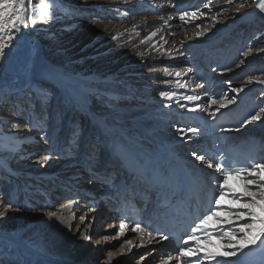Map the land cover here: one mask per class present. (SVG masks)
Segmentation results:
<instances>
[{
	"label": "bare ground",
	"instance_id": "bare-ground-1",
	"mask_svg": "<svg viewBox=\"0 0 264 264\" xmlns=\"http://www.w3.org/2000/svg\"><path fill=\"white\" fill-rule=\"evenodd\" d=\"M61 1L69 5L65 7L66 15L56 13L54 18H47L43 23L37 17V25L22 30L13 42L14 46L5 49L6 57L0 58V184L6 183L0 185V199L11 201L13 205L8 214L0 218V264H151L157 261L167 264V257L178 251L168 237L155 235L151 228L144 233L135 232L132 231L135 225L126 223L125 234L119 235L122 221L118 222L112 211L122 202L133 204L137 209L144 206L140 213L133 215L145 222L151 206L145 207L144 203L149 202L151 192L144 176L136 171H124L125 161L113 153L116 150L114 142L109 141L107 135L115 133L116 138L141 147L160 163L174 162L196 183L204 199L211 195L207 178L213 181L216 174L214 169H207L195 160L194 151L211 157L215 163L214 157L220 149L234 145L256 157L262 155L261 162H264V142L258 141L264 136V114L261 120L243 125L244 120L264 109V84L256 82V79L264 80V74L254 77L251 84L244 81L243 91L234 93L227 82H231V87L235 86L248 67L242 64L236 71L226 68L228 56L234 55L239 48L237 40L240 37L229 45L227 39L239 26L247 25L252 19L264 24V12L258 7L264 0H211V11L204 7L208 0H178L172 8L168 3L155 4L156 0ZM240 3L245 6L237 12ZM92 8L95 10L90 13ZM121 9L130 17L142 16L140 19L127 18L125 27H134L131 33L107 32L103 24L98 26L97 17H104L107 12L121 13ZM197 9L198 19L179 20L178 12ZM200 12L206 15L200 16ZM72 16H79L81 20L72 24L66 20ZM155 22H160V27L154 26ZM256 28L259 32L250 30V34L254 35V45H262L245 62H256L254 69H248L260 73L264 71V57L256 59L264 56V28ZM111 30L115 31L114 28ZM201 31L204 34L197 36ZM132 37L137 38L136 44ZM241 40L243 43L245 37ZM224 45H228V52L222 57ZM245 46L251 47L253 43L246 41ZM41 53L46 62L36 73V62ZM154 65L158 66L153 68ZM147 67L149 71H145ZM177 72L181 73L180 77L176 76ZM195 73L201 76L196 78ZM125 79L131 81L128 88L121 85ZM197 84L201 87L197 88ZM259 90L263 95L251 100ZM160 91L173 93L174 100L161 98ZM193 94L200 95L201 99L191 103L184 99L185 95ZM94 96L104 99L107 113L89 110L90 99ZM212 96L218 99L234 96L236 99L215 116L199 109L188 111L180 107V104H187L189 108L195 104L206 106ZM9 97L14 102H9ZM47 100L50 109L41 119L51 128L44 134L40 119L35 121L32 113L28 120L20 116L23 105L28 103L33 112L41 109ZM216 107L212 106L210 111H215ZM71 110L78 114L86 112L87 125L99 132L96 145L89 138L77 142L79 152L75 156L80 157L77 160L68 158L73 144L72 135H68L72 134L69 131L71 123L73 126V118L70 123L68 121ZM61 111L66 113L64 129L53 149L50 145L52 127L57 124V113ZM164 118H175L182 126L184 123L182 128L200 131L183 136L178 134L175 141H170L166 137L169 125L163 123ZM97 148L101 151L98 173L114 175L116 182L112 187L94 182L91 189L86 185V188L82 187L83 192H77L76 186L59 182L62 178L65 181L72 179L70 182L75 184L94 178L102 180L87 167L86 161ZM45 155L49 156L48 160L42 159ZM126 155L129 158L127 151ZM229 184L243 191L242 182L235 177L229 178ZM100 188H107V191ZM17 193L19 201L14 204ZM29 200L33 203L26 202ZM222 203L238 208L227 197ZM3 210L0 205V211ZM49 212H55L56 216L50 218ZM91 214H94L92 221L85 227ZM81 216L85 217L84 221L80 220ZM221 217L226 219L227 214L222 213ZM205 227H217V222L210 221ZM148 231L154 237L151 243ZM85 235L91 238L85 240ZM129 239L133 241L131 246L125 243ZM254 250L246 249V255H241L240 261ZM109 252L116 255L109 259ZM139 255L141 260H137Z\"/></svg>",
	"mask_w": 264,
	"mask_h": 264
},
{
	"label": "snow or ice",
	"instance_id": "snow-or-ice-1",
	"mask_svg": "<svg viewBox=\"0 0 264 264\" xmlns=\"http://www.w3.org/2000/svg\"><path fill=\"white\" fill-rule=\"evenodd\" d=\"M57 0H40L38 4L35 0H0V58L6 57L5 49L14 46V40L18 39V34L22 30L35 27L38 23H43L45 18H54L53 9ZM211 0L204 4V7L211 11ZM245 5L240 3L237 12ZM261 12H264V2L258 5ZM197 10L183 11L179 15L181 22H191L198 19ZM206 13L200 12V16ZM103 19V17H97ZM167 23V22H165ZM199 27V25H196ZM203 31L198 32L197 36H202ZM156 35L155 33L152 34ZM115 39V37H113ZM264 51V50H262ZM244 61L242 60L241 63ZM239 66V65H237ZM177 77L181 76L180 72L176 73ZM252 77L248 83L253 82ZM259 84H264V80L256 79ZM231 88V82H227ZM197 88L201 85L197 84ZM234 93L243 91V88H231ZM161 98L166 100H174V94L169 91H160ZM184 99L188 102H196L201 99L200 95H185ZM236 97L226 98L224 96L219 99L215 96L210 97L206 106L195 104V107L189 108L187 104H180V107L188 111L208 112L210 116H215L221 109L233 103ZM217 106L215 111H210L212 106ZM170 107V104H165ZM264 114V109L251 115L243 121V125H247L253 121H259ZM178 134L181 136L189 132L198 133L200 130L196 128H178ZM195 160L207 169H214L216 174L211 188V195L207 201L206 207L200 216L193 218L190 225V231H186L185 235L180 238L181 243L178 251L174 256L167 257V264H241L240 256L246 255L245 250L259 247L264 252V162H253L247 166H233L224 160H217L213 163V159L205 154L192 153ZM43 160H48L49 156L45 155ZM235 177L242 182L243 191H238L229 184V178ZM225 197L234 201L238 208L226 206L222 202ZM71 204V201H69ZM0 205H3V211H0V218H4L9 210L13 207L11 201L0 199ZM68 205H62L67 207ZM221 213H226L227 218L222 219ZM48 216L55 217V212H49ZM81 221L85 220L84 216L80 217ZM215 220L217 227L207 228L206 225L210 221ZM148 226L141 227L140 223H136L132 231L144 233ZM127 229V225L122 221L119 225V235L123 236ZM150 237L149 243L154 238L152 232L148 231ZM91 237L85 235L84 239L89 240ZM167 239V236L163 237ZM143 239V237H142ZM215 241V243H214ZM129 246L133 244L132 240H126ZM251 246V247H250ZM123 247H121V252ZM116 253L109 252L108 257L111 259ZM236 258V259H232ZM143 259V258H142Z\"/></svg>",
	"mask_w": 264,
	"mask_h": 264
},
{
	"label": "rangeland",
	"instance_id": "rangeland-1",
	"mask_svg": "<svg viewBox=\"0 0 264 264\" xmlns=\"http://www.w3.org/2000/svg\"><path fill=\"white\" fill-rule=\"evenodd\" d=\"M89 1H91L92 3H94L96 0H87V1L86 0H73L71 2H77V3L83 2V3H85V2H89ZM118 1L119 0H117V2ZM39 2H40V0H35V3L36 4H38ZM120 3H123V2H120ZM154 3L155 4H157V3H159V4L168 3V4H170V6L172 8L175 5H177L178 0H164V1H161V2H159V0H156V1H154ZM66 5L69 6L68 4L63 3V1H61V0H57V3H56V5H55V7L53 9L54 16H56V13L66 15L67 14V8H65ZM105 8L108 9V10H115L116 9V8H113V7L112 8L111 7L110 8L109 7H105ZM89 10H90V13H92L93 10H95V8H92V9H89ZM121 11H123V12H121V13H118V12H114V13L113 12H107V13H105V16L103 17V19H97L96 20L97 22H99L98 26L101 27V25L103 24L102 27L104 29L108 30L107 32H116V33H118V32H122V33L123 32H127V33H131V31H132V29H134V27H130V28H129V26L128 27H125V26H127V20H128L127 18L130 17L129 16L130 14L128 12H126L124 9H121ZM183 11L178 12V14H180ZM82 12L84 13L85 11H82ZM88 14L89 13L87 12L86 15H88ZM108 14L112 15L113 17H108L107 16ZM167 15H169V14H167ZM87 17L92 18L91 16H87ZM135 17H139V19H140L142 16L135 14V15H133L130 18H135ZM45 19H47V17ZM66 20L69 21L72 24H76L78 21L81 20V18H79V16H72V18H66ZM201 23H203V22H201ZM159 24H161V23L160 22H155L153 25L156 26V27L157 26L160 27ZM262 24H263L262 22L257 21L256 19H252L251 21H249L247 23V25L244 23L243 26H239L235 30V32L233 33V35H231L230 39L229 38L227 39V43L226 44L229 45V44H232L234 41H236L238 37H240V39L237 40V42H238L237 45H239V48L235 52L236 55L235 54L234 55H231L230 54L228 56V59H227L228 61H227V65H226V68H227L228 71H236L237 69L240 68V66L242 64L247 65V67L248 68H251V69L252 68L254 69L257 66L256 62L251 63V61H247V62H245V61L249 57L253 56L254 52L257 50L256 49L257 47H259V46L262 45V44H259L258 45L257 43L254 45V42H255L254 41V35H252V33L250 34V30H254L255 32L258 33L259 32L258 31L259 29L256 28L258 26H261L262 28H264V24L263 25ZM112 28H114L115 31H112L111 30ZM138 35H140V34H138ZM242 36L245 37V41H243V43H242V40H241ZM231 38L233 39L232 42H231V40H232ZM132 39H133L134 42L136 41L135 42V44H136L137 43V38L136 37H132ZM246 41H247V43H251L252 42L253 43V46H251V47L245 46ZM228 45H224L223 46L225 48V51L222 52V57L223 56L225 57V55L227 54V52H228ZM225 46H227V47H225ZM231 56H232L233 59L230 58ZM261 57L263 58L264 56L257 57L256 61H258L259 59H261ZM242 60L244 61L243 63H241ZM69 65H71V64H69ZM237 65H239V66H237ZM156 66H158V65H154L153 68H155ZM247 69L241 75L242 78L240 77L241 79L239 78V81L236 82L237 84L235 86L231 87V88H243L244 83L245 82H248V78H250V77H252V78H254V77H260V76H262L264 74V71L263 72H260L261 73L260 74L258 72L257 73L254 72L253 73L252 71H250V69H248V70ZM149 70H150L149 67H147L145 69V71H149ZM194 83H196V82H194ZM130 84H131V81L129 79H125V80H123L121 82V85L122 86H125L126 88H128V86ZM256 92L251 97V100H253V101L256 100L257 97H261V95H263V91H261V90L256 91ZM11 100L12 99H10V97H9V102ZM12 101L14 102V100H12ZM49 103H50L49 100L43 102V106L41 107V109L35 110V111L33 110V112H32V106H29V104L27 103V104L23 105V107H22L23 108V112L21 113V116L20 117L23 118L24 120H25V118H26V120H28L30 118L28 116L30 115V113H32L31 116H32V118L35 121H37V120L40 119L41 122H42L41 125L43 126V129L41 130V132L44 133V134H47V133L50 132L49 129L51 127H49L48 126L49 123H47V121L42 120L41 117H42L43 113H45V111H49V109H50ZM35 105H36V102H35ZM7 106L11 107L10 103L9 104L7 103ZM7 110H10V108L9 109L7 108ZM89 110L90 111H93L94 113H97V114L107 113L108 112V106L105 104V101H104L103 98L98 99V98H96L94 96L93 98L90 99V102H89ZM79 113L80 114H78V111L76 112V110H71L69 112V117H68L69 123H70V120L73 118V126H72V123H71V126L69 127V129H70L69 131H72V134H68V135H72L71 140L73 141V144L70 146V148H71V152H69L70 153L69 154L70 156L68 157L71 160H77V159L80 158V157L77 158V156H75L79 152V149L76 146L77 142H79L82 139L84 140L86 138H89V140H91L92 142H95V145H96L97 144V141L99 140L98 139V135H99L98 130L97 129H94V128L92 129V128H90L89 125H87V123H88V118L86 117L87 116V113L84 112V111L79 112ZM64 114L66 115V113L65 112H62V111L59 112V113H57V117H56L57 118V124H55L52 127L53 131H52V135H51V138H50V145H51V147L53 149L56 148L55 146H56L57 139L60 137V135L62 134L63 129H64V127L62 128L63 122H64V118H65V115ZM88 114H89V112H88ZM80 116H81V118H80ZM83 116H85V118H82ZM162 121L167 126L169 125L168 126V133H167L166 137H168V139L170 141L171 140L175 141L178 138V131H176V130L178 128L184 127V123H183V126H182V123L180 124V122H178L177 119H175V118H164ZM66 131H65V134H66ZM158 133L159 132H157L156 135H158ZM160 137H162V135H160ZM259 140H261L260 142H264L263 141L264 140V136L261 137V138H259L258 141ZM59 144H60V142H59ZM187 151L188 152H191L190 150H187ZM100 153H101V151L99 150V148H97V150L95 152H93V154L91 156H89L88 158H86V161H88L87 167L89 166L91 168V170H92V172H93L94 175H99L98 178L99 177L103 178L102 180H96V178H94V179H91L90 178L91 180H84V181L80 182L79 183L81 185L80 187H79V184H75V183L70 182V180H72V179H69V181L66 180L67 181L66 182L64 180V178H62V179L59 180V182L66 183V184L68 183L70 186L73 185L72 187H75L76 186L75 189H76L77 192H83V188L82 187H84L86 185H88V189H91L93 187V186H91V184H95L94 182L103 184V186L108 187V188L112 187L115 184V182H116L115 179H114L115 178L114 175L109 176L106 173L105 174L98 173V169H100V166H101V165H99V163H100L99 161L101 159V154ZM187 157H190V155H187ZM60 161H62V159H60ZM2 184H6V183H1L0 185L2 186ZM206 184H207V187H209L211 189L213 187V185H212V179L208 177L207 178V181H206ZM1 186H0V190L2 189ZM84 188H86V187H84ZM95 189H97V187H94V190ZM113 189L115 191V187ZM99 190L106 192L107 191V188H100ZM0 196H2V192L0 193ZM19 196L20 195L17 193L16 196H15V198H13L14 204L18 203ZM107 197H108V195H107ZM227 200H230V199L227 198ZM26 202L27 203L28 202L33 203L32 200H29V201H26ZM90 208H92V207H90ZM33 209H34V207H33ZM33 209H30V210L31 211H35ZM36 210L39 211V209H36ZM93 215L94 214H91V216L88 217V219H87V221L85 223V227L88 226V225H90L89 223H91L92 218H93ZM74 217L76 218L77 215L75 214ZM75 222H73V224H72V226L74 225V228L76 227V223ZM115 233L117 234V232H115ZM120 246H121V244H120ZM123 251H124V249H123ZM140 258H141V255H139L137 257V260L140 259ZM160 259H162V257H160ZM151 264H158V261L157 262H153Z\"/></svg>",
	"mask_w": 264,
	"mask_h": 264
},
{
	"label": "water",
	"instance_id": "water-1",
	"mask_svg": "<svg viewBox=\"0 0 264 264\" xmlns=\"http://www.w3.org/2000/svg\"><path fill=\"white\" fill-rule=\"evenodd\" d=\"M45 62L46 60L44 54L43 53L39 54L35 68L36 73L40 72L43 69Z\"/></svg>",
	"mask_w": 264,
	"mask_h": 264
}]
</instances>
